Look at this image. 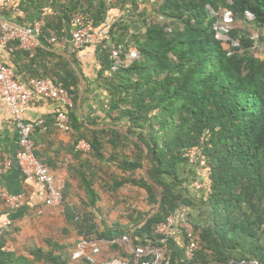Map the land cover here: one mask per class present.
I'll return each mask as SVG.
<instances>
[{
  "label": "trees",
  "instance_id": "1",
  "mask_svg": "<svg viewBox=\"0 0 264 264\" xmlns=\"http://www.w3.org/2000/svg\"><path fill=\"white\" fill-rule=\"evenodd\" d=\"M162 1L153 6L155 17L149 20L147 9L140 11L149 0H19L15 10L21 14L20 25L44 18L43 39H49L51 31L58 44L66 42L72 20L80 13L109 35L107 42L95 47L100 64L97 79L105 94L102 116L85 111L82 71L73 57L54 64L59 72L45 68L26 77L61 83L72 100L68 114L74 141L67 152L73 161L46 160L36 144L35 155L52 173L66 169L78 182L85 195L80 205L67 202L74 197L71 181L62 187L65 223L86 242L94 235L112 242L106 259L133 260L117 239L127 236L133 248L156 245L155 228L175 215L194 227L195 262L264 264L260 258L235 257L241 237L264 236V59L254 53L257 39L264 41V0ZM113 9L138 13L139 19L130 22L142 25L138 35H131L133 43L125 40L133 28L130 23L111 24ZM227 12L231 29L225 50L216 26ZM247 24L258 32L257 39L249 34ZM54 46L47 44L31 57L22 50L16 53L26 64L38 67L39 57L47 61L55 57ZM118 46L123 61L132 51L138 58L116 69L109 58ZM55 115L44 119L42 129L32 136L34 143L36 136L57 130ZM81 140L90 146L86 153L77 150ZM193 149L198 150L199 160L190 163L186 155ZM112 166L117 173L110 172ZM201 168L207 173V188L196 190L193 183L200 180ZM142 172L144 176L133 177ZM129 186L145 191L147 204L157 211L151 215L134 211L130 226L116 223L99 233L94 216L100 211V193L113 194ZM8 238L9 233L0 236V264H73V252L65 244L47 239L51 249L34 250L33 261L27 262L3 250ZM170 243L172 264H181L173 237ZM77 263L90 264L86 258Z\"/></svg>",
  "mask_w": 264,
  "mask_h": 264
},
{
  "label": "built area",
  "instance_id": "2",
  "mask_svg": "<svg viewBox=\"0 0 264 264\" xmlns=\"http://www.w3.org/2000/svg\"><path fill=\"white\" fill-rule=\"evenodd\" d=\"M225 24L216 26L217 36L223 41V48L229 49L227 34L231 29L229 23V14H222ZM251 20V16H248ZM218 24V23H217ZM46 27L44 18L35 20L27 25H18L11 23L6 14L5 6L0 0V48L12 50L15 45L19 50L27 52L30 57L35 52L44 48L47 44L54 46L57 39L53 32L49 31L50 38L43 39V30ZM109 40L107 32H101L94 25V21L84 13L77 14L71 24L70 44L73 52H77L86 47H97L103 45ZM46 44V45H45ZM122 46L113 49L111 61L115 68L124 64H129L133 59L138 58L135 52H130L126 60L121 59ZM43 101H49L58 105L55 112V126L58 131L64 134H71V124L68 110L72 107V100L61 83H56L52 79L38 80L31 78L28 80H19L12 68L6 64L0 63V102L6 103L12 112L13 121L17 129V153L16 163L22 173L25 181L37 187L43 193L44 204L51 208H60L63 204L62 188L58 186L56 177L45 167L35 155V143L32 138L37 129H42L45 124L44 119L29 121L25 118L24 112L32 105ZM77 150L88 152L89 144L81 140L77 145ZM198 150H191L186 156L190 163L199 160ZM14 162L6 159L0 150V178L12 170ZM193 187L196 190H202L203 185L200 181H195ZM0 197L12 210H19L25 206L27 195L22 193L17 196L10 195L4 189L0 191ZM11 222L5 220L0 224V236L10 231ZM178 227L183 231L185 243L183 247V260L181 264H201L195 262L198 251V242L193 225L189 221H178L175 215H170L164 222L155 228V235L158 236L156 245H150L145 248H133L130 239L124 236L118 242L129 246V251L134 259L113 258L100 259L101 245L112 242L105 240L96 242H84L80 248L73 253L72 259L77 262L86 258L90 264H172L174 254L170 239L173 237L174 229ZM12 246H4V251H12ZM219 264V263H206ZM233 264V263H230ZM241 264H245L242 262ZM250 264H259L257 261Z\"/></svg>",
  "mask_w": 264,
  "mask_h": 264
},
{
  "label": "crops",
  "instance_id": "3",
  "mask_svg": "<svg viewBox=\"0 0 264 264\" xmlns=\"http://www.w3.org/2000/svg\"><path fill=\"white\" fill-rule=\"evenodd\" d=\"M5 6V14L8 20L14 24H22L19 20V16L15 10L16 4L19 0H2ZM12 50H4L0 48V63L6 64L13 69L16 76L20 80H26L32 73L41 74V72H34V70L44 71L45 68L59 70L54 66L60 59L72 60L75 59L79 65L81 75V97L85 100V111L89 116H102L105 108V94L100 89V80L98 78V72L100 70L99 55L97 48L86 47L80 51L73 52L68 38L66 42L57 43L51 50L53 58L46 60L45 56H41L37 60L38 67L26 64V61L19 55V49L15 46H11ZM51 61V62H50ZM57 104L43 101L39 104L32 105L25 112L24 116L29 121H36L38 119H45L55 113ZM84 111V113H85ZM15 127L12 112L10 107L0 102V150L2 151L6 159L14 162V166L11 171L6 173L0 178V191L5 190L12 196H17L22 193H26L27 199L25 206L19 210H12L5 205L3 200L0 199V224L9 220L11 222L10 233L8 238L9 246H12V251L16 254L17 258H23L27 262H32L33 257L31 253L34 250L49 251V247L46 243L47 236L50 235L52 229L59 226V222L62 221L60 214L57 212V208L47 207L44 204L43 193L35 186L28 184L22 176L18 164L16 163L17 153V139L18 135ZM74 138L70 134L61 133L58 130H53L51 134L43 136H36L35 144L37 151L46 160L56 161L57 158H63L73 161L70 151L73 145ZM59 156V157H58ZM115 172L117 169L112 167ZM198 171L199 181L202 182L203 188H207V173L201 168ZM56 177L59 187H63L66 180L71 181L73 178L67 174L66 169L57 170L53 172ZM123 224V223H122ZM128 224V222L126 223ZM108 227L111 225L105 224L101 233H106ZM174 248L176 253L183 260V247L185 238L183 231L180 228H175L173 232ZM44 238L41 240V238ZM83 239V238H82ZM80 239L77 247L84 241ZM52 241L63 244L62 241L51 239ZM241 247L238 248L235 253L237 259L242 257H248L250 259L260 258L264 260V236L259 239H254L249 236L241 237ZM94 241V240H93ZM76 247V248H77ZM78 249V248H77ZM126 249H128L126 247ZM109 250V249H108ZM106 254L108 256L109 251ZM105 257V255H104ZM101 258V254L99 255ZM35 264H44L43 262H37Z\"/></svg>",
  "mask_w": 264,
  "mask_h": 264
},
{
  "label": "rangeland",
  "instance_id": "4",
  "mask_svg": "<svg viewBox=\"0 0 264 264\" xmlns=\"http://www.w3.org/2000/svg\"><path fill=\"white\" fill-rule=\"evenodd\" d=\"M149 1L150 2H145V3L143 2V4H141L140 11L143 9H147L146 18L149 20H152L151 18L154 19L155 17L154 16L155 13L153 12V6L159 7L163 1L162 0H149ZM109 15H110L109 19H110L111 24H114L115 22L123 21V20H124V22H122L123 24L124 23L129 24L130 22H133L139 19V17H137L138 13L133 14L132 12L131 14H128L127 11L124 13L117 9L116 10L113 9L112 11H110ZM129 15H133V17H130ZM129 18L130 19L133 18L132 21ZM158 21H160V18H158ZM226 22L227 21L224 20L223 16H221L220 18H218L217 26H221V24H225ZM130 25L133 26V28L130 31V33L126 34L125 40L128 41L129 43H133V39L131 35L132 34L138 35L141 32L140 29L142 25L140 26L139 22L137 24L130 23ZM245 27H247V30L249 34L252 36V38L257 39L258 32L254 28H252V26L249 24L245 25ZM254 53H256L259 57H262L264 59V41L257 39V48L256 50H254ZM103 169H104V172H107L108 170V168L105 166L103 167ZM111 170L112 171L110 172H115L113 168ZM139 176H144V172H142L141 174L140 173L133 174V177L135 178H140ZM71 184H72L71 190L74 192V197L72 199L69 198L67 202L73 203L74 205H80V202H81L80 199L84 198L85 195L82 189L79 187V184L77 181L71 180ZM100 195L102 197L101 201L98 203L100 207V211L96 213V215L94 216V224L96 225V229L99 233L102 232V228L103 226H105V224L111 225V227L116 225V223H119L121 227L130 226L129 218L130 216L135 215L134 211L142 212V214H146V215H151L155 213V211H157V207H153V208L149 207V205L147 204V199H146L147 195L145 191L139 188L129 186L113 194L106 193L105 191L102 190ZM62 211L63 210L61 208H58L57 212L60 214V217L62 219V221L59 222V226L57 225L56 227H54L50 235L45 238H47L48 240L55 239L57 241L64 242L63 244L70 247V252L74 253L77 245L79 244L80 239L83 238L82 240L84 242H86V240L84 239L83 236L79 235L76 230L73 229L74 227L72 228V226H69V224L66 225L65 216ZM127 222L128 224H126ZM8 233H10V231ZM42 239L44 238L42 237L41 240ZM91 240H94V241H90V242L101 241L97 239L96 235H94ZM124 246L123 247L124 248L127 247L129 251V246H126L125 244ZM108 249H109V246L107 243H104L101 245V258L102 259H106L104 255H107L106 252ZM108 251L110 252V250ZM120 253L121 252H119V255H121ZM72 262L73 264H79L73 261V259H72Z\"/></svg>",
  "mask_w": 264,
  "mask_h": 264
}]
</instances>
